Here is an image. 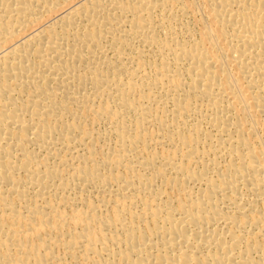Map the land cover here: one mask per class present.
<instances>
[{
  "label": "bare ground",
  "instance_id": "obj_1",
  "mask_svg": "<svg viewBox=\"0 0 264 264\" xmlns=\"http://www.w3.org/2000/svg\"><path fill=\"white\" fill-rule=\"evenodd\" d=\"M0 264H264V0H0Z\"/></svg>",
  "mask_w": 264,
  "mask_h": 264
}]
</instances>
